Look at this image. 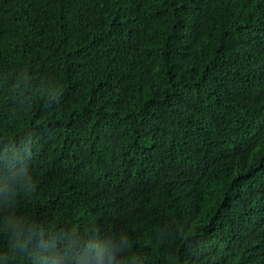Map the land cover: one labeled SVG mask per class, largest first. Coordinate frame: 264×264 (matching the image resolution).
Segmentation results:
<instances>
[{
	"label": "trees",
	"instance_id": "1",
	"mask_svg": "<svg viewBox=\"0 0 264 264\" xmlns=\"http://www.w3.org/2000/svg\"><path fill=\"white\" fill-rule=\"evenodd\" d=\"M23 75L62 97L21 103ZM28 137L16 211L264 264V0H0V152Z\"/></svg>",
	"mask_w": 264,
	"mask_h": 264
},
{
	"label": "clouds",
	"instance_id": "2",
	"mask_svg": "<svg viewBox=\"0 0 264 264\" xmlns=\"http://www.w3.org/2000/svg\"><path fill=\"white\" fill-rule=\"evenodd\" d=\"M15 95L23 103L43 97L49 105L63 95L61 84H34L23 75ZM0 152V264H152L151 257L135 249L127 229L105 232L82 228L58 219L36 217L15 209L35 190L30 167L31 138L10 143Z\"/></svg>",
	"mask_w": 264,
	"mask_h": 264
}]
</instances>
